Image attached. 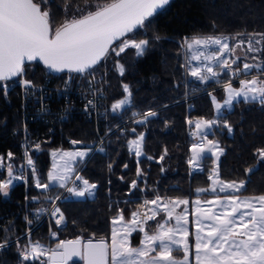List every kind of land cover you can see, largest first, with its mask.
<instances>
[{
	"label": "snow or ice",
	"instance_id": "1",
	"mask_svg": "<svg viewBox=\"0 0 264 264\" xmlns=\"http://www.w3.org/2000/svg\"><path fill=\"white\" fill-rule=\"evenodd\" d=\"M170 3L171 0H85L79 5L75 0L71 3L64 0L63 22L56 26L50 0H0V88L6 93L11 87L9 82L19 77L26 94L35 95L36 85L24 77L30 62H42L48 74H75L65 80V91L70 81L83 77L93 97L87 100L85 111H98L107 99L105 90L96 87L108 83L107 62L113 60V68L123 76L126 68L121 58L128 50L143 58L156 42L168 39L155 31L153 22ZM177 43L185 95L187 90L197 92L198 86L206 88L209 83L218 85L225 93L222 101L214 95L215 89L207 93L214 110L211 118L185 117L192 141L186 158L189 175L203 173L205 162L212 161L207 175L209 187L196 189V198L191 201L194 232L189 231V198L161 195L158 189L147 186L146 173L140 167L141 158L146 155L145 134H137L136 127L129 128L124 116L131 111V123L146 127L159 113L152 108L143 113L134 110L133 91L122 82V98L115 99L101 113L105 120L111 114L119 122L108 126L99 146L71 139V148H49L51 163L46 179L37 168L33 154L44 151L42 145L48 141L26 137L23 162L18 165L13 152L0 155V174H3L0 196L9 197L19 182L28 186L30 174L33 186L44 198L41 203L51 205L37 209L33 219L24 217L25 239L22 242L20 236L15 237L18 264H79L80 261L83 264H190V255L194 256V264H264V193L242 195L249 180L221 178L220 160L225 148L216 139L225 130L233 134L226 113L230 114L234 105L242 101L264 108V32L193 34ZM237 49L243 55H238ZM101 67L104 72L98 79ZM167 124L165 121L166 127ZM116 131L118 141L134 137L127 139V148L136 157L137 179L131 182L128 195L139 191L142 202L135 209L120 206L135 203L131 199L110 203L109 209L115 214L109 218L110 233L102 238L96 239L93 234L88 239L82 236L60 239L59 233L68 226L60 204L95 199L98 182L90 181L82 173L94 151L106 152L104 144L111 143L110 136ZM253 155L258 162L264 161V147L255 149ZM168 156L165 147L156 162L161 163ZM147 159L152 161L154 157ZM123 167L127 169L128 164ZM108 169H112V163ZM255 170L246 168L245 175ZM164 171L161 164V172ZM137 180L145 187H140ZM201 194L210 198L201 199ZM25 199L29 197L26 195ZM31 202H40V197H31ZM181 206L182 210L177 212ZM41 214L49 218L48 244L33 239L32 225L40 221ZM10 231H15L14 225L4 229L6 235L0 241V250L8 247ZM134 234L140 236L138 244L134 243ZM190 236L194 243H190ZM176 252H182L183 256H175Z\"/></svg>",
	"mask_w": 264,
	"mask_h": 264
},
{
	"label": "trees",
	"instance_id": "2",
	"mask_svg": "<svg viewBox=\"0 0 264 264\" xmlns=\"http://www.w3.org/2000/svg\"><path fill=\"white\" fill-rule=\"evenodd\" d=\"M71 2L72 0H68V3ZM75 2L83 5L85 0ZM50 3L55 14L56 26H59L63 22L64 0H50ZM153 28L162 38L168 39L156 42L143 58L135 57L134 50H128L121 58V63L126 68L123 76L113 68V60L107 62L105 107H109L115 99L122 98L123 82L133 91L136 106L134 110L143 113L152 108L159 113L158 118L151 120L146 127L131 123L133 119L131 111L124 116L129 128L136 127L137 134L141 132L145 134L146 155L141 158L140 167L146 173L147 186L158 189L161 195L192 199L196 197V189L209 185L207 175L212 161L209 159L205 162L207 167L203 173L189 175L186 158L192 141L185 117L211 118L213 108L207 93L215 89L214 95L220 99L223 90L218 85L209 83L206 88L198 86L200 90L197 92L189 89L185 95L183 70L180 68L182 61L177 56V42L182 37L193 34H232L244 30L264 32V0H171L170 5L154 18ZM29 67H32L31 71L35 72L37 77L46 71L37 62H30ZM103 72L104 68L101 67L97 77L102 76ZM12 82H9L11 87L6 93L0 88V155L6 156L7 152H13L16 156L15 163L18 165L23 159L20 147L23 125L20 120L19 95ZM177 84L180 86L177 87ZM165 105L167 107H164ZM226 118L233 126V134L229 135L225 130L216 137L225 148V155L220 160L221 178L226 181L249 180L242 195L264 193V161L258 162L253 155L255 149L264 147V108L241 101L234 105V110L230 114L226 113ZM165 121L168 122L167 127ZM118 122V119L109 114L108 119H104L100 125L101 134L105 135L108 126ZM26 129L29 137L49 142L42 145L44 151L33 154L36 166L44 174V179L51 163L49 148L68 149L70 148L68 141L71 139L89 144H94L97 139L93 125L80 120L52 124L33 122L26 124ZM117 135L118 131L110 136V144H104L105 153L93 152L82 173L90 181L98 182L95 199L60 204L68 220L67 228L59 233L60 239H73L77 236L88 239L93 234L96 239L102 238L110 233L109 218L115 214L109 209L110 203L131 199L135 203L120 206L135 209L142 202V194L139 191H136L135 195H128L131 182L137 179L136 157L134 154L130 155L127 148V139L134 137H123L118 141ZM165 147L169 156L165 161L157 163L156 160ZM147 156L154 159L149 161ZM109 163H112L111 170L108 169ZM125 163L128 164L127 169L123 167ZM161 164L165 168L164 172H161ZM249 167L256 170L246 176L244 170ZM0 178H3V174H0ZM137 183L140 187H145L142 181L137 180ZM26 195L29 200L25 199ZM35 196L40 197V202H31V197ZM148 197H152L151 192L148 193ZM43 200L40 191L33 186L31 176L28 186L19 182L9 197L0 196V241L5 238L4 229L13 225L15 228L14 232L7 233L11 241L8 247L0 250V264H18L15 237L25 232L27 226L24 217L28 216L30 209L50 205L46 202L41 203ZM72 221L76 223L73 224ZM47 231V224L41 223L33 230V239H41V242L45 243ZM24 239L22 237L21 241Z\"/></svg>",
	"mask_w": 264,
	"mask_h": 264
},
{
	"label": "built area",
	"instance_id": "3",
	"mask_svg": "<svg viewBox=\"0 0 264 264\" xmlns=\"http://www.w3.org/2000/svg\"><path fill=\"white\" fill-rule=\"evenodd\" d=\"M69 75L74 76L75 74H48L45 71L40 75L38 81L29 79L36 85L37 91L35 95H33L31 92L26 94L25 90L19 83L20 78L18 77L14 79L16 82L15 85H17L19 91L20 120L23 125L22 139L20 143L22 155L26 137H29L26 124L33 122L52 124L80 120L86 123H91L97 135L101 133L100 125L104 121L101 113H103L105 110V101L102 102L104 106L100 107L98 111L93 110L90 111V113L86 112L85 105L87 100L93 98L91 93L87 91V83L83 77H77L75 80L69 82L68 89L65 91L64 82L66 79H68ZM97 78L99 79L100 77ZM96 87L103 88L104 90L106 89L105 84H99L96 85ZM30 138L32 141H40V139H34L32 137ZM99 142L100 139L97 144ZM30 215L33 219L36 215V212H33L32 214L30 213ZM43 222H45L49 228V218L46 214H41V219L32 227L33 230Z\"/></svg>",
	"mask_w": 264,
	"mask_h": 264
},
{
	"label": "rangeland",
	"instance_id": "4",
	"mask_svg": "<svg viewBox=\"0 0 264 264\" xmlns=\"http://www.w3.org/2000/svg\"><path fill=\"white\" fill-rule=\"evenodd\" d=\"M237 54L238 55H243V53L242 52H240V50L239 49H237ZM27 69H29V70H27L26 71V76L24 77L25 79H32V80H39V77H37V75L36 74H34L35 72H33V71H31V69H32V67H27ZM235 84H236V86H238V82H234ZM11 84V83H10ZM12 84H16V82L15 81H13L12 82ZM16 86V88H17V92H18V95H19V91H18V87H17V85H15ZM106 90V89H105ZM210 91V90H209ZM224 96H225V93L223 92V94H222V97L220 98V99H218V100H223V98H224ZM212 108H213V106H212ZM19 110H20V108H19ZM213 112H214V110H213ZM138 118V117H137ZM104 137L103 136V134H101V133H99V135H97L96 134V137H97V139H96V141L94 142V145H96V146H99V144H100V142L97 144V142L99 141V139H100V137ZM69 144V143H68ZM70 145V144H69ZM72 146L70 145V148H71ZM95 152V151H94ZM50 156V155H49ZM22 162H23V159H22ZM21 162V163H22ZM50 162H51V160H50ZM29 176H30V174H29ZM23 183V182H22ZM210 181H209V185H210ZM209 185L207 186V187H205V188H208L209 187ZM196 193V192H195ZM2 197V196H1ZM2 198H4V197H2ZM196 197H194V198H192V199H189V201H190V203H189V231L190 232H194V226H193V223H192V221H193V217H192V215H191V212H192V205H191V201L192 200H194ZM204 198H210L209 196H208V194H201V199H204ZM51 207V205H49L47 208H50ZM39 208H41V207H37V208H34V209H30L29 210V212H28V216H29V219H32V217H31V215H30V213L32 214L33 212H36V210L37 209H39ZM182 208H183V206H181L180 208H177L176 209V211L177 212H180L181 210H182ZM127 218V217H126ZM151 223V222H150ZM36 223H34L33 225H32V227L35 225ZM41 224V223H40ZM39 224V225H40ZM47 228H48V225H47ZM24 234V233H23ZM48 234H49V228H48V231H47V240H46V242H45V244L46 243H48L49 241H48ZM134 235H136V234H134ZM21 238L22 237H24V235H21L20 236ZM139 239H140V236L139 235H136V239L134 240V243L135 244H138L139 243ZM190 243H194V240H193V237L192 236H190ZM174 255L175 256H177V257H182L183 256V253L182 252H176V253H174ZM189 261H190V264H194V256L193 255H190V257H189Z\"/></svg>",
	"mask_w": 264,
	"mask_h": 264
},
{
	"label": "water",
	"instance_id": "5",
	"mask_svg": "<svg viewBox=\"0 0 264 264\" xmlns=\"http://www.w3.org/2000/svg\"><path fill=\"white\" fill-rule=\"evenodd\" d=\"M37 63H39L40 65H42V67H44V68H45V66H43L42 62H37ZM80 262L83 264V262H82V261H80Z\"/></svg>",
	"mask_w": 264,
	"mask_h": 264
}]
</instances>
